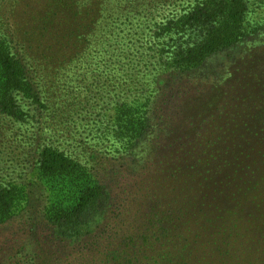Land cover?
Segmentation results:
<instances>
[{
	"label": "rangeland",
	"instance_id": "obj_1",
	"mask_svg": "<svg viewBox=\"0 0 264 264\" xmlns=\"http://www.w3.org/2000/svg\"><path fill=\"white\" fill-rule=\"evenodd\" d=\"M199 1L0 0V44L29 88L13 113L0 103V187L13 197L0 264H150L206 249L214 264H264V0H246L243 40L183 66L177 47L199 30L176 31ZM45 147L106 191L79 237L52 218L78 176L42 173Z\"/></svg>",
	"mask_w": 264,
	"mask_h": 264
},
{
	"label": "trees",
	"instance_id": "obj_2",
	"mask_svg": "<svg viewBox=\"0 0 264 264\" xmlns=\"http://www.w3.org/2000/svg\"><path fill=\"white\" fill-rule=\"evenodd\" d=\"M246 0H201L193 12L183 18L176 33L185 29L199 34L189 36L177 49L174 56L176 63L191 66L205 57L235 45L246 37ZM0 103L8 113H13L15 96L28 91L20 62L13 56L8 45L0 44ZM38 169L45 174L63 178L78 176L76 190L71 202L61 205L53 213L52 218L58 230L69 236L79 237L90 230V222L95 215H102L106 196L104 186L97 180L81 176L80 167L74 158L57 149L45 147L40 153ZM0 216L13 206V197L6 188L0 187ZM218 248L216 247V250ZM221 252V249H218ZM185 254L176 260H154L157 264H214L216 256L212 250H204L201 254ZM206 255V256H205ZM219 256V253H217ZM220 261V260H219ZM145 264V262H141Z\"/></svg>",
	"mask_w": 264,
	"mask_h": 264
}]
</instances>
